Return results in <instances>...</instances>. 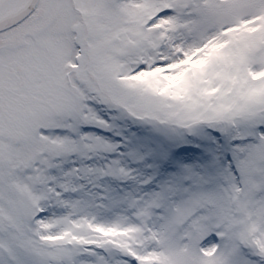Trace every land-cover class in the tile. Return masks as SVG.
<instances>
[{
	"label": "snow or ice",
	"instance_id": "obj_1",
	"mask_svg": "<svg viewBox=\"0 0 264 264\" xmlns=\"http://www.w3.org/2000/svg\"><path fill=\"white\" fill-rule=\"evenodd\" d=\"M0 264H264V0H0Z\"/></svg>",
	"mask_w": 264,
	"mask_h": 264
}]
</instances>
